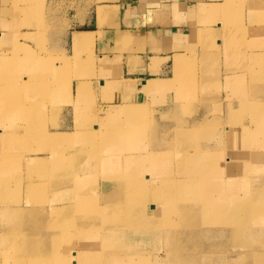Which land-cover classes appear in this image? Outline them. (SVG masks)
Returning <instances> with one entry per match:
<instances>
[{"label":"rangeland","instance_id":"374dc122","mask_svg":"<svg viewBox=\"0 0 264 264\" xmlns=\"http://www.w3.org/2000/svg\"><path fill=\"white\" fill-rule=\"evenodd\" d=\"M7 1L9 19L20 21L13 30H36L34 38L17 37L34 40L36 49L17 39L11 55L0 59V223L10 231L0 225V264H264V102L255 100L264 98L260 69L247 73L250 95L242 97L240 85L222 87V63L177 56L176 79L147 92L178 80L174 95L154 96L147 108L104 107L91 95L72 112L68 80L84 64L69 58L63 64L59 44L67 12L94 0ZM241 7L233 27L246 24L241 33L251 39L255 25L264 28V0H241ZM256 42L250 45L260 49ZM33 55L38 64L27 60ZM229 91L232 101L223 99L228 112H217ZM18 102L20 111L14 110ZM134 106L141 111L129 119L125 111ZM63 120L73 126L60 132ZM54 137L57 142L48 141ZM197 157L199 171L179 161ZM171 179L207 195L180 197ZM148 184L154 197L142 195Z\"/></svg>","mask_w":264,"mask_h":264},{"label":"crops","instance_id":"0c3cea01","mask_svg":"<svg viewBox=\"0 0 264 264\" xmlns=\"http://www.w3.org/2000/svg\"><path fill=\"white\" fill-rule=\"evenodd\" d=\"M7 2L0 0V54L10 56L17 39L24 47L31 46L34 51V40L26 42L23 38H18L17 34L32 35L34 38L36 30L31 27L15 32L13 26L17 24L18 27L20 21L15 23L9 19L10 12L5 11ZM246 4L248 6V2ZM239 5L241 7V0H94L89 6L67 12V28L59 44V49L63 52L62 63L69 58L70 63L84 66L68 80L72 98L67 102L72 103L66 106H72L71 111L74 112L77 101H83V97L86 102H91L92 99L87 97L94 95L97 105L104 107L145 104L147 108L154 96L174 95L178 87L177 80L167 90L147 94L145 86L148 81H174L177 69L175 58L195 54L201 55L203 59L212 58L217 64L222 63V87L236 88L240 85L244 92L239 90L237 95L241 93L240 96L248 97L247 73L259 68L262 73L257 78L264 81V28L255 25L251 39L241 33L246 24L235 25L234 29L232 19L238 14ZM243 9L248 11L245 6ZM256 9L253 4L250 12L254 13ZM82 32L91 33L89 36L93 43L91 47L75 51L74 36ZM256 37L263 38L262 42H256ZM250 40L258 43L260 49L252 48ZM20 58L19 56L17 60ZM27 60L33 65L39 63V57L34 55ZM35 72L33 69V74ZM240 78L243 79L242 82L239 81ZM233 94L230 91L225 95L221 94L217 112H228L229 107L223 101L227 96L231 100ZM255 100L264 102V98ZM18 103L15 105L16 111L22 109ZM237 105L239 107V102ZM4 107L5 110L8 109L7 106ZM95 117H98L96 112L91 117L92 122L97 121ZM72 122L63 120L56 127L64 132L67 127L73 126ZM83 125L87 127L86 123L80 124ZM94 126L97 127V124ZM16 142L22 143V139H17ZM229 153L225 151V156ZM179 168L176 169V176L182 177V173L179 175ZM98 206L104 205H96V208ZM4 223L6 222L3 221L0 225L7 229Z\"/></svg>","mask_w":264,"mask_h":264},{"label":"bare ground","instance_id":"6f19581e","mask_svg":"<svg viewBox=\"0 0 264 264\" xmlns=\"http://www.w3.org/2000/svg\"><path fill=\"white\" fill-rule=\"evenodd\" d=\"M1 12H2V10H1ZM17 14V13H16ZM2 16V15H1ZM91 33H84V32H82V33H76L75 34V36H74V40H73V45H74V50L75 51H78L80 48H87V47H90L91 45H92V43H93V40L90 38V35ZM93 55V54H92ZM4 56V54H0V59L2 58ZM68 62V59H66L65 60V64ZM177 71H178V69H176ZM178 73V72H177ZM26 81H27V79H26ZM114 84V83H113ZM169 84V81L168 80H158V79H152V80H149L148 81V83H147V85L145 86V91L146 92H151V91H156V90H159V89H162V88H165L167 85ZM18 85H20V86H22V83L20 82V81H18ZM108 85V84H107ZM16 87H15V85H13V86H9L8 88H7V90H8V92H12V91H14L13 89H15ZM21 90H22V87H21ZM135 107V106H134ZM260 106H257V108H259ZM141 111V109L139 108V107H135V108H132V107H129V109L127 110V111H125V114H126V116L127 117H129V119L131 118V117H133V115L134 114H136V113H139ZM123 126V124H121L119 127H122ZM251 125H244L243 126V129L242 130H248V127H250ZM97 131H99V128H97V130H96V132ZM99 133V132H98ZM101 133V132H100ZM232 134V133H231ZM48 141H50L51 143H54V142H57V137L55 138H52V139H50V140H48ZM226 159H228L229 160V157L228 158H226ZM186 160V159H185ZM184 160V158L183 159H181V158H179V161H180V163L182 164V163H184V165L186 166V165H188V163L187 162H191V166L192 167H194L195 169H199L200 168V166H199V158L197 157L196 159H193V160H191V161H185ZM127 165H128V163H127ZM129 167V166H128ZM199 171V170H198ZM157 181V180H156ZM181 181V180H180ZM236 182H238L239 181V179H237V180H235ZM188 182H190L192 185H194L195 184V182H194V180H189ZM148 183H149V181H148ZM167 183H170V184H173V185H177V187H178V190L179 191H181V192H179V196L180 197H191L190 199H192V198H200L201 196L202 197H205V195H207L206 193H204V192H201V191H195L194 189H190V186H189V184H188V187H187V185H185V180H183V181H181V182H179V181H175V180H173V179H171V180H168L167 181ZM185 185V186H184ZM192 185H191V187H192ZM236 185V184H235ZM159 186V185H158ZM153 187H155V186H151L150 184H148L147 186H145V189H143L142 191H143V194L142 195H144V197H154L155 196V194L156 193H153L154 191H155V189H153ZM157 188V187H156ZM245 189H247V188H245ZM250 191H251V189H250ZM249 191V192H250ZM146 197V198H147ZM237 197V196H236ZM234 195H232L231 197H228L227 199H229V200H231V199H234V198H236ZM241 200H242V198H241ZM153 205V209H155V205L154 204H152ZM236 207L238 206V205H235ZM236 207H231V209L232 208H236ZM122 208H124V205H122V207H120V209H122ZM103 209V208H102ZM261 210V209H260ZM201 212V210L199 209L198 211H197V213H200ZM233 220V219H232ZM231 220V221H232ZM133 221V220H132ZM134 222V221H133ZM149 222L148 221H145L144 222V224H148ZM150 224V223H149ZM155 227V230L156 231H158V232H161V230L159 229V227L158 226H154ZM57 241H55L54 242V245H56L57 243H58V245L60 246L61 245V243H62V240H58L57 238H55ZM156 257H158V256H156ZM204 261H206V260H204ZM75 263H76V261H74ZM132 263V262H131ZM77 264V263H76Z\"/></svg>","mask_w":264,"mask_h":264}]
</instances>
